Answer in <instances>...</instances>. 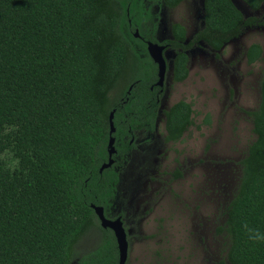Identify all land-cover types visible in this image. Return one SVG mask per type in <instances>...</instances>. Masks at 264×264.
Segmentation results:
<instances>
[{"label":"trees","instance_id":"1","mask_svg":"<svg viewBox=\"0 0 264 264\" xmlns=\"http://www.w3.org/2000/svg\"><path fill=\"white\" fill-rule=\"evenodd\" d=\"M156 1L175 8L185 0ZM204 11L194 41L216 51L259 23L233 0H205ZM150 19L148 0H0V264H73L94 228L103 243L78 263L119 264L116 237L92 206L107 209L120 182L117 161L101 172L111 112L118 155L131 152L133 131L155 129L157 65L135 37L139 29L152 39L143 31ZM173 34L186 40L181 24ZM247 58L264 59L262 45H251ZM188 61L184 52L176 57V82L189 76ZM260 90L258 108L248 112L256 140L218 228L229 239L231 264H264V238L256 239L264 237V73ZM165 114L166 140L181 141L195 123L192 103L179 101Z\"/></svg>","mask_w":264,"mask_h":264},{"label":"rangeland","instance_id":"2","mask_svg":"<svg viewBox=\"0 0 264 264\" xmlns=\"http://www.w3.org/2000/svg\"><path fill=\"white\" fill-rule=\"evenodd\" d=\"M233 1L259 23L221 51L197 44L190 51L187 79L176 82L169 72L156 132H139L130 154L121 158L112 200L117 212L110 218L124 216L127 264H231L229 239L218 228L226 223L242 161L256 140L248 112L260 104L264 73V59L249 64L247 58L251 45L264 48V6L253 10L243 0ZM202 2L155 7L145 32L154 40L168 38L172 25L181 23L188 43L204 26ZM174 54L168 51L166 56L172 59ZM182 100L192 103L195 123L181 141L168 142L165 111ZM103 238L102 229L94 228L77 245L73 264L99 248Z\"/></svg>","mask_w":264,"mask_h":264},{"label":"flooded vegetation","instance_id":"3","mask_svg":"<svg viewBox=\"0 0 264 264\" xmlns=\"http://www.w3.org/2000/svg\"><path fill=\"white\" fill-rule=\"evenodd\" d=\"M184 2V1H183ZM235 3V2H234ZM236 4V3H235ZM159 5H162V6H164L165 7V9H174V8H168L167 6H165L163 3H161V2H157L156 0H148V8H150V11L152 12V10L155 8V7H160ZM204 5H205V0H203V2H202V8H203V13L205 12L204 11ZM179 6V5H178ZM177 6V7H178ZM238 7V6H237ZM176 8V7H175ZM239 8V7H238ZM151 15H152V13H151ZM246 17V16H245ZM247 18V17H246ZM204 21V20H203ZM149 22H150V20H149ZM148 22V23H149ZM148 23H145L143 26H144V30L143 31H145L146 30V32H147V27H148ZM174 24H181V23H174ZM174 24L172 25V29H171V36L170 37H168V38H161V39H157V40H152V39H149V40H145L144 39V37L141 35V33H140V30L139 29H136V31L137 30H139V37H137V38H141L142 40H144L146 43H147V46H148V44H149V42H154V43H159L160 45H163V46H165L166 48H165V55L167 54V52L168 51H170V52H174L175 54V56H174V58H172V59H169V58H167V56H166V58H167V73H166V78H165V82H164V85L163 86H159L157 83H158V81H159V67H158V64H156L157 65V70H158V80H157V82L152 86V90H154L156 87H157V94H158V100L160 101V103H161V106H162V99H163V96H164V93H165V88H166V85H167V82H168V75H169V72L170 71H172L173 72V80H174V62H175V59H176V57L178 56V54L179 53H181V52H184L187 56H188V58H189V61H188V67H189V71H190V61H191V57H190V51L195 47V46H197V44H200L202 41H194V37L201 31V30H203V28H204V26H205V21H204V26H203V28L201 29V30H199V31H197L196 32V34L193 36V38L191 39V41H189L188 43H187V34H186V40H182V41H180V40H176V38H175V36H174V34H173V26H174ZM182 25V24H181ZM184 26V25H183ZM185 27V26H184ZM185 29H186V27H185ZM186 32H187V29H186ZM191 43H193V45L191 44ZM205 43V42H204ZM183 46H185L186 48L184 49L183 48ZM209 46V45H208ZM226 46V45H225ZM213 49V48H212ZM214 50V49H213ZM216 51V50H215ZM221 51V50H220ZM149 53V52H148ZM151 57V56H150ZM154 61V60H153ZM155 62V61H154ZM131 90V89H130ZM161 106H160V109H159V112H158V116H157V120H156V125H155V129L154 130H150L149 128H146V124H145V127H143V128H140V129H136L135 131H133L132 132V134H131V136L129 137V138H131V141H130V143H131V145L133 144V142H134V140H135V138L137 137V135H138V133L139 132H141V131H148V132H156V130H157V124H158V119H159V117H160V111H161ZM168 111V110H167ZM165 113H166V111H165ZM165 117H166V114H165ZM166 134H167V131H166ZM167 136V135H166ZM126 138V140H128V137L126 136L125 137ZM116 142H117V140H116ZM116 144V143H115ZM130 153H124V154H122V155H118V150H117V153L115 154V155H117L116 157V159H114V163H113V165L115 164V162L117 161V163H119V167H116L115 169H116V171H118L119 172V175H120V172H121V168H123V164L120 162L121 161V158L122 157H126V156H128ZM114 158V157H113ZM126 160V162H127V159L128 158H125ZM112 165V166H113ZM111 166V167H112ZM117 187H118V185H117ZM117 192V191H116ZM112 201H111V205L106 209L105 208V215H106V217L107 218H109V219H111V220H115V219H113V218H110L111 216H110V214H113L114 212H117V211H115L114 210V208L112 207ZM117 218H121L122 219V221H123V224H124V228L126 229V231H127V235H128V230H127V228H126V224H125V220H124V216H118ZM116 218V219H117ZM117 241V240H116ZM128 241H129V238H128ZM118 250H119V248H118ZM120 254V253H119ZM128 257H129V255H128ZM120 258V257H119Z\"/></svg>","mask_w":264,"mask_h":264},{"label":"water","instance_id":"4","mask_svg":"<svg viewBox=\"0 0 264 264\" xmlns=\"http://www.w3.org/2000/svg\"><path fill=\"white\" fill-rule=\"evenodd\" d=\"M139 30L135 32V37H139ZM165 46L160 45L159 43L149 42L148 44V52L151 58L158 64L159 67V81L158 85L163 86L167 73V58L165 55ZM115 111L111 112L110 115V135L111 138L109 140V161L103 164L101 168V172L103 170L110 168L114 163V155L117 153V149L115 147L116 138L113 134L116 132V127L114 123ZM101 221V226L104 229H110L117 240L118 248H119V264H127L128 255H129V241L127 231L124 228V224L121 218H117L115 220H111L106 217L105 209L102 206H92Z\"/></svg>","mask_w":264,"mask_h":264},{"label":"clouds","instance_id":"5","mask_svg":"<svg viewBox=\"0 0 264 264\" xmlns=\"http://www.w3.org/2000/svg\"><path fill=\"white\" fill-rule=\"evenodd\" d=\"M262 238H264V237H260V236H257V237H256V239H262Z\"/></svg>","mask_w":264,"mask_h":264}]
</instances>
